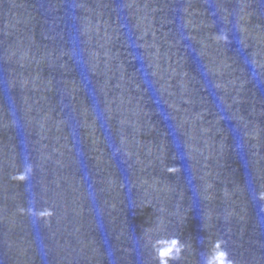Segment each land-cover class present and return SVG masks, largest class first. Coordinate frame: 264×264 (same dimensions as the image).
Segmentation results:
<instances>
[{
  "label": "water",
  "instance_id": "95a60500",
  "mask_svg": "<svg viewBox=\"0 0 264 264\" xmlns=\"http://www.w3.org/2000/svg\"><path fill=\"white\" fill-rule=\"evenodd\" d=\"M264 264V0H0V264Z\"/></svg>",
  "mask_w": 264,
  "mask_h": 264
},
{
  "label": "clouds",
  "instance_id": "9594fccd",
  "mask_svg": "<svg viewBox=\"0 0 264 264\" xmlns=\"http://www.w3.org/2000/svg\"><path fill=\"white\" fill-rule=\"evenodd\" d=\"M218 241L211 254L206 258L205 264H232L227 250L221 247ZM157 254L160 264H169V260H178L184 244L178 238L157 241Z\"/></svg>",
  "mask_w": 264,
  "mask_h": 264
}]
</instances>
